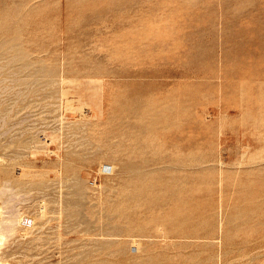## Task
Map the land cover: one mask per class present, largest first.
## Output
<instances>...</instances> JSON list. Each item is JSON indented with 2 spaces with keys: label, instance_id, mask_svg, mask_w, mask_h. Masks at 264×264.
Listing matches in <instances>:
<instances>
[{
  "label": "rangeland",
  "instance_id": "1",
  "mask_svg": "<svg viewBox=\"0 0 264 264\" xmlns=\"http://www.w3.org/2000/svg\"><path fill=\"white\" fill-rule=\"evenodd\" d=\"M0 29L1 264H264V0H0Z\"/></svg>",
  "mask_w": 264,
  "mask_h": 264
},
{
  "label": "bare ground",
  "instance_id": "2",
  "mask_svg": "<svg viewBox=\"0 0 264 264\" xmlns=\"http://www.w3.org/2000/svg\"><path fill=\"white\" fill-rule=\"evenodd\" d=\"M27 4H28V3H18V5H19V7H20V11L18 12V11H15V10H14V12L16 13V18L14 17V19H12V20H13V23H14L15 25H16V22H17V23H21V22H22V24H21L20 27L18 28L20 31L23 29V25H24V23H23V19H25L26 16H27V12H26ZM19 7H18V8H19ZM21 28H22V29H21ZM0 31H1V29H0ZM8 31H9V30H8ZM14 32H16V31H14ZM0 33H1V32H0ZM3 33H6V32H3ZM3 33H2V34H3ZM13 38H15V35L13 36ZM13 38H12V39L10 38L11 40H10V39H9V40L6 39V40H4L3 43L0 42V43L2 44V46H3V44H4V46H6V47H4V48H5V51L7 50L6 48H11L10 46L12 45V43L14 44L15 39H13ZM0 48H1V47H0ZM15 48H16V47H15ZM14 50L18 51L17 48L14 49ZM14 50H12V51H14ZM0 51H3V50L1 49ZM7 51H8V50H7ZM16 51H15L14 53H16ZM23 51H24V50L18 51L20 54L17 52V55L12 56V57H14V58H16V57H17V58H18V57H21V59H22V58H25L27 53H26V51H24V52H23ZM6 53H7V52H6ZM8 53L10 54L9 51H8ZM9 54H8V55H9ZM0 55H1V54H0ZM2 55H3V52H2ZM4 55H5V54H4ZM8 55H7V56H8ZM13 55H14V54H13ZM9 56H10V55H9ZM12 57L10 56L11 59H12ZM1 58H2L1 60H3V59L5 60V59H6V57L4 58V56L1 57ZM7 58H8V57H7ZM14 58H13V59H14ZM28 58H29V57H28ZM8 59H9V58H8ZM19 59H20V58H19ZM1 60H0V62H1ZM6 60H7V59H6ZM6 60H5V61H6ZM22 60H23V59H22ZM12 61H13V60H12ZM15 61H18V59H17V60L15 59ZM20 61H21V60H20ZM27 61H28V60H27ZM6 62H7L8 64H11L9 60H7ZM13 62H14V61H13ZM13 62H12V63H13ZM18 62H19V61H18ZM15 63H16V62H15ZM21 63H22V62H21ZM24 63H27V62H23V63H22V64L24 65L23 67H25V65H26V64H24ZM22 64H21V66H22ZM27 64H28V63H27ZM1 65H2V64H1ZM28 65H29V64H28ZM5 67H6V66H5ZM23 67H22V68H23ZM27 68H28V67H27ZM1 69H2V67H1ZM23 72H24V71H23ZM0 74H1V73H0ZM13 74H15V73H13ZM2 75H3V74H2ZM4 79H5V78H4ZM2 80H3V79H1V81H2ZM1 81H0V82H1ZM14 81H15V80H14ZM5 82H6V81H5ZM5 223H8V222L0 221V241L3 239L2 234L4 233L3 231H4L5 228H4L3 226H4ZM0 264H1V263H0Z\"/></svg>",
  "mask_w": 264,
  "mask_h": 264
}]
</instances>
